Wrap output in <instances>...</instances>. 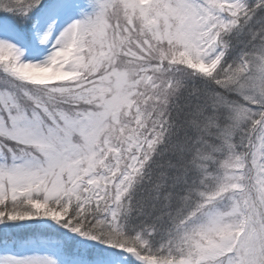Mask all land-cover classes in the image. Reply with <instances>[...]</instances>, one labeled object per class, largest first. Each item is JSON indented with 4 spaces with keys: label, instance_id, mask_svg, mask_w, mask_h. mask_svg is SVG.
Returning <instances> with one entry per match:
<instances>
[{
    "label": "snow or ice",
    "instance_id": "obj_1",
    "mask_svg": "<svg viewBox=\"0 0 264 264\" xmlns=\"http://www.w3.org/2000/svg\"><path fill=\"white\" fill-rule=\"evenodd\" d=\"M0 264H264V0H0Z\"/></svg>",
    "mask_w": 264,
    "mask_h": 264
}]
</instances>
